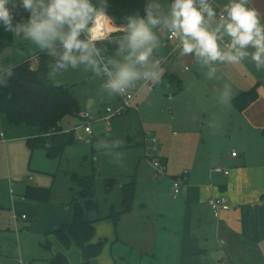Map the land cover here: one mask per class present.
<instances>
[{
    "label": "rangeland",
    "instance_id": "374dc122",
    "mask_svg": "<svg viewBox=\"0 0 264 264\" xmlns=\"http://www.w3.org/2000/svg\"><path fill=\"white\" fill-rule=\"evenodd\" d=\"M257 1L264 7V0ZM156 2L168 16L172 0ZM228 2L215 0L212 7L221 8ZM260 13L264 15V8ZM216 23L217 20H214L210 26L214 28ZM111 24L117 30L109 34L108 39L113 38L121 45L124 27L116 26L113 22ZM152 31L159 44L153 49L147 65H137V68L141 72L163 69L161 80L159 83L152 82L153 90L144 88L134 102L131 114L112 121L110 126L101 120L103 113L108 106L117 108L120 98L108 96L107 90L101 87L108 79L102 74V63L114 70L110 61L121 62L128 54L126 46L121 55V46L111 50L97 45L100 55L96 59L101 61L98 76L90 68L85 71L83 64L77 69L69 68L66 72L52 74L55 58L51 57V81L70 88L80 102L83 115L92 118L91 121L86 120L81 114L84 123L71 117L64 120V131H75V143L66 148L61 159L49 158L44 149L32 152L27 139L37 137L38 130L11 125L0 112V133L6 136L7 141L6 144L0 141V207L4 208L0 210V264H19L11 263L8 257L12 255L10 259H14L19 249L28 254L38 252L41 250L40 243L45 241L42 230L51 225L47 213L42 214L37 228L32 225L35 222L33 218L19 222L18 226H15V219L13 221L16 212L14 202H22V195L29 187L55 188V198L66 201L70 199L68 189L71 183L63 172L82 176L94 173L97 197L102 202L106 198L105 180L117 179L112 195L107 198L109 203H102V206L103 211L109 212L110 206L115 204L117 212H120L121 188L129 182L130 175H135L136 168L134 210L126 219L123 217L117 227L112 220L98 223L97 237L105 244L102 254L92 264H189L181 249L184 203L171 195L169 178L189 172L195 155H206L217 150L214 143L217 136L228 141L247 132L249 125L243 115H238L233 99L254 87L258 90L264 87V66L257 70L250 58H245L240 64L217 61L205 65L202 58L197 63L193 57L182 55L181 51L173 53L176 43H167L168 33L163 23ZM229 41L230 38L224 36L219 43L224 48ZM39 53L36 45L14 35L13 46L0 52V69L28 59L32 60L33 66H37ZM156 61L161 62L160 69L153 68ZM213 68L216 71L213 72ZM168 73L181 81L179 92L166 78ZM117 99L118 105L115 106ZM91 101L95 105L89 109ZM89 124L91 135L84 130ZM80 125L82 128H79ZM146 133H152L157 138L155 157L159 160L169 159L164 174H158L146 159L147 149H153L152 144L145 142ZM128 136L133 139L131 147L128 146ZM117 140L123 142L122 146L115 145ZM228 150L231 148L228 147ZM27 202L32 203L28 199ZM58 204L54 205L57 207ZM93 217L96 218V215ZM25 261L34 264L33 261ZM69 261L70 264H84L81 257L75 258L73 254ZM217 264L221 263L217 261ZM222 264L227 262L222 261Z\"/></svg>",
    "mask_w": 264,
    "mask_h": 264
},
{
    "label": "clouds",
    "instance_id": "9594fccd",
    "mask_svg": "<svg viewBox=\"0 0 264 264\" xmlns=\"http://www.w3.org/2000/svg\"><path fill=\"white\" fill-rule=\"evenodd\" d=\"M250 3L251 0H229L214 28L210 25L217 12L208 0H172L168 16L159 11L160 5H149L144 18L129 16L121 37V49L126 46L128 54L121 62L110 61L114 70L104 66L108 79L101 87L107 90L108 96H123L137 88L139 81L160 82L163 72L160 61L153 65L159 71L141 72L137 65H147L153 49L158 46V38L152 29L161 23L171 37L179 38L182 55L193 57L197 63L202 58L205 65L217 61L240 64L250 58L259 70L264 66V15L249 6ZM22 13H27V18L17 21V15ZM101 16L107 17L90 0H0V27L30 41L43 55L56 58L52 74L77 69L83 64L85 71L90 68L100 75L101 61L96 59L100 52L96 41L106 37L94 34L93 25ZM82 33L88 34L87 39L80 38ZM224 36L230 41L222 48L219 42ZM15 67L10 65L0 69V85L7 87V78L14 74ZM122 143L117 140L115 145L122 146Z\"/></svg>",
    "mask_w": 264,
    "mask_h": 264
},
{
    "label": "crops",
    "instance_id": "0c3cea01",
    "mask_svg": "<svg viewBox=\"0 0 264 264\" xmlns=\"http://www.w3.org/2000/svg\"><path fill=\"white\" fill-rule=\"evenodd\" d=\"M249 6L255 7L259 12L264 8L257 0H251ZM215 8L217 12L215 20L218 22L223 7ZM111 22L108 20L110 28L114 32L116 28ZM167 43L171 44L168 40ZM115 44L118 47L121 46L116 43V40ZM174 48L173 53L181 51H174ZM102 64L106 65L104 62ZM258 93V100L247 110L244 112L236 110L239 113L238 115H243L246 118L249 125L247 132L243 133L241 137L233 136L228 141L217 136L214 142L217 150L206 155H195L193 167L191 166V170L182 175L183 185L177 200H183L184 203L181 249L186 256L185 260L189 264H201L202 262L217 264V261L221 264L222 261H226L227 264H264V87L261 86ZM117 103L118 99L115 106L118 105ZM94 105L95 103L91 101L89 109H92ZM131 112L126 116L130 115ZM79 128H82V126L80 125ZM36 134V136H39V131ZM128 138L130 140L128 146L131 147L133 139L129 136ZM0 139L1 142L6 144L5 135ZM228 147L231 150H228ZM233 152H237L238 156L232 157ZM163 160L162 162L167 165L169 159ZM189 161L192 162L190 158ZM216 167L230 170V175L225 176L215 173L214 169ZM136 169L135 171H137ZM67 173L73 172H63L65 178L69 179ZM57 178L58 175L55 179L57 180ZM174 178H169L172 185L171 195H173ZM69 189L70 199L66 201H59L55 198L56 191L54 188V195L50 202H33L29 200V202H32L31 204L25 203L27 199H23V197L26 193L22 195V202H14L16 212L13 221L15 219L17 224L15 226H18L21 221L25 222L33 218L35 222L32 225L37 228L44 213H47V216L51 219V225L42 230L45 244L44 242L40 243L41 250L28 254L23 249H19L17 255L15 254L16 257L10 259L11 255L8 257V261L28 264L25 261L27 260L29 262L33 261L34 264H50L51 259L59 253L66 256L69 264L72 254L75 258L80 259L81 257L83 261V255L76 246L65 249L58 242L56 235L53 234L71 220L70 204L73 194ZM219 196H225L232 208L223 212L220 218H215L209 206V200ZM12 198L16 199L15 196ZM56 202H59V204ZM54 204H58V206L56 207ZM0 210H4V208L0 207ZM23 215H26L27 218L23 219ZM129 215L125 216V219ZM46 244H50L51 248H45L44 245Z\"/></svg>",
    "mask_w": 264,
    "mask_h": 264
},
{
    "label": "trees",
    "instance_id": "16d2710c",
    "mask_svg": "<svg viewBox=\"0 0 264 264\" xmlns=\"http://www.w3.org/2000/svg\"><path fill=\"white\" fill-rule=\"evenodd\" d=\"M90 2L95 8L102 10L119 27H124L127 24L129 16L139 15L144 18L149 5H158L156 0H90ZM153 10L156 11L155 7ZM159 11L163 16H166L161 9ZM27 15V13L17 15L16 20L26 19ZM80 38L87 39L86 33H82ZM13 42L14 34L6 32L3 27H0V52L13 46ZM100 44L111 50L118 48L113 38L97 43V45ZM57 50L59 51V46H57ZM37 59L36 67L32 65L31 59L15 65L14 74L7 78V87L0 85V112L11 125L28 126L39 131V136L27 139V145L32 152L44 149L49 158L61 159L66 148L75 143V131L65 132L62 127L64 120L71 117L84 123L85 119L81 116L80 104L72 90L55 85L51 81L49 77L51 57L39 53ZM166 78L175 91L179 92L181 81L169 73ZM258 98V89L254 87L234 98L233 105L238 112H244ZM66 175L71 183L69 191L73 194L70 204L71 220L53 234L65 249L76 246L83 255L84 264H91L102 254L105 244L97 237L96 225L104 220H112L117 227L123 217L132 213L136 200L138 174L136 171L135 175L129 177V182L121 188L120 212H117L115 204L110 206L109 212L103 211L102 206V203H109L107 198L112 195L117 185V179L105 180L106 198L101 202L97 197L94 173L91 176H82L77 173H67ZM53 195L54 188L29 187L25 199L33 202H50ZM94 214L96 218L93 217ZM44 247L51 248L50 244H46ZM50 264L69 263L66 256L59 253L51 259Z\"/></svg>",
    "mask_w": 264,
    "mask_h": 264
},
{
    "label": "built area",
    "instance_id": "2783aa9c",
    "mask_svg": "<svg viewBox=\"0 0 264 264\" xmlns=\"http://www.w3.org/2000/svg\"><path fill=\"white\" fill-rule=\"evenodd\" d=\"M215 0H208V2L212 5L214 3ZM103 17V16H101ZM100 18V17H98ZM97 18V20H98ZM105 19H109V21L111 22V19L107 16L104 17ZM97 20L94 22H97ZM168 33V42L169 43H176V46L174 48V51L177 50H181V45H180V41L179 38H173L171 37L170 33ZM110 34V33H109ZM109 34H107V37L105 39H108ZM87 33H86V37H87ZM103 41V40H97L96 41V48H97V43ZM121 54H124V50L121 49L120 50ZM103 65V69H104ZM107 68L109 70H111V68H109L107 66ZM102 69V74L103 76L107 77V73ZM187 70H189V68H186ZM108 78V77H107ZM139 84V86L137 88L131 89L129 90L125 95L123 96H119L120 98V105L117 108H113V107H106L105 111L103 113V117H102V121L105 122L107 124V126L111 125V122L116 120V119H120L123 118L124 116H126V114H128V112H130L133 109V104L136 101L137 97L139 96V94L141 93V91L144 88H149V89H154V87L152 86V81H149L147 83H144L143 81H139L137 82ZM86 120H92V118L89 115H82ZM85 133L91 135L92 134V130L90 128V124L86 125L84 127ZM0 137L3 138L4 134L0 133ZM145 142H147V144H152L153 149H147L146 152V159L148 161H150L152 163V165L154 166V168L157 170L158 174H164L167 172V165L162 162V160H159V158H156L154 155V152L156 150L155 145L157 144V138L155 137V135L153 136L152 133H146L145 134ZM238 154L237 152H233L232 153V157H237ZM214 172L217 174H223L225 176H229L230 175V170H225L221 167H216L214 169ZM182 183H183V176L182 177H176L173 180V197L175 199H177L179 197V195L181 194V187H182ZM25 199V198H23ZM209 206L211 208V211L214 215L215 218H220L221 214L225 211H229L231 210V205L229 203V200L225 197V196H219V197H214L211 198L209 200ZM16 219H18L17 217H15ZM23 219H26L27 216L23 215L22 216Z\"/></svg>",
    "mask_w": 264,
    "mask_h": 264
},
{
    "label": "bare ground",
    "instance_id": "6f19581e",
    "mask_svg": "<svg viewBox=\"0 0 264 264\" xmlns=\"http://www.w3.org/2000/svg\"><path fill=\"white\" fill-rule=\"evenodd\" d=\"M93 27H94V34H101L102 36L107 37V34L112 33V30L109 28L110 25L108 23V20L105 19L104 17L98 18L97 22L95 23V25H93Z\"/></svg>",
    "mask_w": 264,
    "mask_h": 264
}]
</instances>
